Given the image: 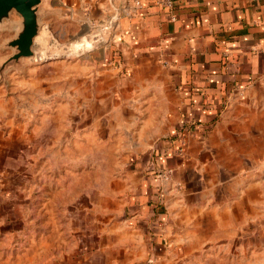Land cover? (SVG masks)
I'll return each instance as SVG.
<instances>
[{"label": "crops", "instance_id": "obj_1", "mask_svg": "<svg viewBox=\"0 0 264 264\" xmlns=\"http://www.w3.org/2000/svg\"><path fill=\"white\" fill-rule=\"evenodd\" d=\"M139 1H98L108 45L0 78V236L63 173L79 264H264V0Z\"/></svg>", "mask_w": 264, "mask_h": 264}, {"label": "rangeland", "instance_id": "obj_2", "mask_svg": "<svg viewBox=\"0 0 264 264\" xmlns=\"http://www.w3.org/2000/svg\"><path fill=\"white\" fill-rule=\"evenodd\" d=\"M98 1H41L38 7L39 33L33 45L34 55L22 58L24 61L35 63V66L29 69L30 75L35 73L33 68L36 64L42 67L55 60L71 58L78 55L80 51L85 52L89 48L108 45L114 24L122 11L119 9L114 11L109 5L105 14L98 5ZM1 24L5 27L0 26V67L13 63L9 61V58L16 51V47L11 45V41L21 30L22 16L13 10L8 18L0 22ZM56 71L59 72L58 69ZM49 72H45V75L54 74L55 70ZM12 76L15 77L16 74L13 73ZM192 135L194 131L180 133L178 146L181 142L186 144L189 136ZM176 151L177 148L173 150L174 154H178ZM75 152H72V160L78 158L79 151ZM87 153L90 164L110 157V151L105 149L89 147ZM57 156H59L57 169H61L64 164L62 151H57ZM143 157L144 169L157 172L154 152H148ZM164 169L169 170L170 173L167 179L165 175L162 176L164 183H167L165 185H169L173 183L174 169L170 166ZM95 174V171L89 169L87 182L89 190L96 186ZM44 175H47L46 171ZM40 177L43 178V176ZM66 178L67 175L57 173L56 182L53 184L33 181L29 177L25 190L33 195L24 201L23 219L19 218V213L11 212L12 214L7 216L9 224L7 236L3 235V232L0 236V264H79V257H72L75 254L73 243L78 236L77 232L71 230L73 228L71 218H74V215H71L69 208L66 207L69 204V198L76 195L77 190L75 183L66 181ZM52 185L53 187L49 188ZM49 190L50 194H47ZM36 194L38 197H35ZM20 224H22L21 227ZM16 225L18 229L13 230Z\"/></svg>", "mask_w": 264, "mask_h": 264}, {"label": "water", "instance_id": "obj_3", "mask_svg": "<svg viewBox=\"0 0 264 264\" xmlns=\"http://www.w3.org/2000/svg\"><path fill=\"white\" fill-rule=\"evenodd\" d=\"M42 0H0V22L8 18L13 10L22 16V27L18 35L11 41L16 51L9 58L10 63L0 67V78H3L6 70L21 68L24 59L34 55L33 45L35 37L39 33L38 7ZM0 26L5 27L4 24Z\"/></svg>", "mask_w": 264, "mask_h": 264}, {"label": "built area", "instance_id": "obj_4", "mask_svg": "<svg viewBox=\"0 0 264 264\" xmlns=\"http://www.w3.org/2000/svg\"><path fill=\"white\" fill-rule=\"evenodd\" d=\"M134 2L136 3V5H141V3H140V1L139 0H134ZM163 3H165V4H167V5H172V1L171 0H166V1H164ZM184 144H185V142H181L180 143V146H178V148H177V153L178 154H181L182 152H183V150H184ZM176 154V153H175ZM156 171L157 172H155V174L158 176V177H160V179H162L163 180V175H165L166 176V179L168 178V177H170V176H168L170 173H169V170L167 171V170H165L164 168H160V169H156ZM168 176V177H167Z\"/></svg>", "mask_w": 264, "mask_h": 264}]
</instances>
